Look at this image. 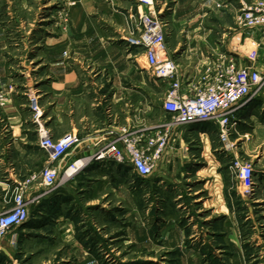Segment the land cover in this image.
<instances>
[{
	"label": "crops",
	"instance_id": "crops-1",
	"mask_svg": "<svg viewBox=\"0 0 264 264\" xmlns=\"http://www.w3.org/2000/svg\"><path fill=\"white\" fill-rule=\"evenodd\" d=\"M75 1L66 27L42 39L38 65L44 66V76L49 80L35 85L43 109L41 120L50 136L75 132L83 139L80 149L65 158L64 166L92 154L97 149L93 142L105 131L134 127V109L148 114L149 107L148 83L142 80L137 62L143 55L124 40L128 15L146 11V7L135 0ZM166 1L153 0L152 10L161 12ZM170 1L167 21L171 29L166 30V45L186 87L199 84V73L221 54H233L240 66L253 62L264 68V38L260 33L234 25L231 32H217L213 40V26L204 22L211 18L208 12L214 0ZM2 42L0 37V90L5 91V104L0 108V212L14 184L47 162L23 98L17 90L8 88L13 82L3 71ZM87 68L94 71L92 75L84 73ZM133 76L140 78L137 90L131 85ZM168 87L167 83L163 97ZM234 116L231 140L236 146L230 152L221 148L212 123L174 127L154 172L143 179L147 190L142 189L135 207L132 191L126 185L119 189L116 186L117 182L128 181L131 174H123L125 166L112 161L84 162L75 174L59 176L50 192L42 185H32L24 195L26 200H33L28 218L12 229L20 237L18 244L12 245L5 236L0 242L1 254L10 257L17 248L20 252L24 246L42 245L49 248L51 260L60 256L63 262L94 263V255L83 247L92 238L97 245H112L109 254L119 252L120 246L131 245L149 253L144 259L160 255L169 262L207 264L195 247L198 245L205 246L211 255L227 253L232 264H243L240 222L233 215L236 209L228 206L224 189L214 196L208 184L215 173L224 184L228 164L235 155L249 158L254 165L253 175L259 172L258 181L264 183V156L256 152L258 142L264 141V93ZM161 124L156 119L141 129ZM257 163L259 168L255 167ZM186 182L188 188L183 185ZM234 182L240 193L239 184ZM153 186L156 190L150 196L148 189ZM257 186L259 183L254 188ZM181 201L188 204L178 207ZM118 203H124L123 207ZM118 207L124 211L118 212ZM85 214L91 220L88 229L82 225ZM123 218L125 225L119 223Z\"/></svg>",
	"mask_w": 264,
	"mask_h": 264
},
{
	"label": "built area",
	"instance_id": "built-area-1",
	"mask_svg": "<svg viewBox=\"0 0 264 264\" xmlns=\"http://www.w3.org/2000/svg\"><path fill=\"white\" fill-rule=\"evenodd\" d=\"M64 2L67 10L76 1ZM135 2L145 6L146 11L128 15V33L124 40L128 47L141 51L146 67L157 79L168 83L160 109L169 116V122L157 128L138 130L123 126L117 131L107 130L96 137L93 143L97 149L92 154L64 166L65 158L80 149L83 139L75 132L51 137L37 120L39 109L32 98L34 120L38 124V145L46 152L47 162L39 171L17 181L12 187L11 196L0 212V242L28 218L29 203L33 200H26L24 195L32 185H42L50 192L60 172L62 176H71L84 162L112 161L130 167L131 173L146 179L154 172L174 127L203 123L214 124L225 152L236 146L231 140L236 125L235 112L264 93V68L260 69L253 62L240 66L233 54H221L199 73V84L186 87L179 77L177 64L168 55L165 23L157 15L159 13L152 10L153 0ZM233 19L235 27L258 32L264 38V0L241 3ZM3 100L4 95L0 93V106L4 104ZM228 171L239 184L241 196L250 197L255 187L252 164L235 155L228 164ZM16 241L17 235L11 233L10 243Z\"/></svg>",
	"mask_w": 264,
	"mask_h": 264
},
{
	"label": "rangeland",
	"instance_id": "rangeland-1",
	"mask_svg": "<svg viewBox=\"0 0 264 264\" xmlns=\"http://www.w3.org/2000/svg\"><path fill=\"white\" fill-rule=\"evenodd\" d=\"M250 1L251 0H214L212 2V11L208 12L211 18L204 23L213 26V40H215L217 32H219V34L224 32L225 34L226 31H232L235 13L241 7V3H248ZM64 6V0H0V37H2V43L4 45L1 57H3L2 66H4V64L6 65L3 71L8 77V81L13 82V84H9L8 88L12 91L17 90L21 95L23 98L21 100L25 102L24 107L29 111L31 120L36 128L38 124L36 120H34L35 111L33 110L34 105L31 99L35 98L36 106L39 109L37 120L40 121L43 126L41 120L43 109L37 96L35 85H38L39 81L49 80V78L44 76V66L42 64L38 65L41 62L42 39L46 35L56 34L58 30H62L66 27L71 7L66 10ZM170 6L171 1L167 0L163 10L157 14L164 21L166 30L169 28L171 29L170 23L168 24ZM222 34L223 33H221V35ZM173 39V37L169 39L170 43H172ZM220 40L221 39H218L216 41L220 42ZM137 54L142 55L141 51H137ZM137 62L142 69V80L148 83L147 102L149 107L148 114H146L147 111L142 113L139 109H134V128L141 129L146 125L148 126V123L156 119H159L162 123L169 122V116L160 111L163 92L167 87V82L160 81L154 76L153 71L146 67L144 57H138ZM86 72L90 76L94 71L91 72L89 68H87L84 73ZM84 77H86L85 74ZM131 85L134 90H137V86L140 85V78L133 76ZM0 93L5 97V91L0 90ZM4 104L0 106V108L3 107ZM135 107L136 104H134V108ZM256 152L264 156L263 140L258 142ZM239 157L253 165V162L249 158L240 155ZM228 160L229 157L225 159V162ZM255 167L259 168V163H257ZM61 173L62 172L59 173L58 177L62 175ZM129 173L131 174V178L125 181V183L117 182L116 186L119 189L126 185L127 189L132 191L134 196L133 205L135 207V205L138 204L136 203V199L138 200L142 189L147 190V182L139 180L135 178V176L133 177V173ZM129 173L127 172L126 174L130 175ZM259 174L258 172L257 175H253V180L255 185L259 183L260 186L259 188L257 186V193V188H254V192L250 197H241L239 187L232 179V175L230 173L228 174V172L224 175V184L221 183L220 175L217 173L214 174L212 182L208 184V186H211L214 196L224 189V192L226 191L227 193L228 206L236 209L235 211L237 213L233 215L236 216L237 219L239 218L238 221L240 222L241 232L238 239L241 245L243 264H264V183L258 181ZM183 185L188 188L187 182L186 184L183 183ZM148 190L150 192L149 195L152 196L156 189L153 186ZM215 201L216 197L214 198V205L216 204ZM184 203L186 205L188 204L184 201H181L179 204H172H176L178 207H185ZM123 204L124 203H118V206L122 205L123 207ZM160 204H162V202H160ZM117 211L123 212L124 208L118 207ZM82 221H86L82 224L87 227L86 229L91 227V220L88 215L85 214ZM119 223L125 225L126 219H120ZM11 233L17 235L15 230H12ZM11 233L6 235L8 236L9 242ZM19 238L17 235V241L12 245L16 246ZM89 241L92 244L85 243L83 247L86 251L94 255L96 261L94 263L85 262L84 264H181L179 260L172 262L164 261L161 259L162 256L160 255L153 256L155 258L144 259L143 257H147L149 253L146 250L139 249V247L132 248L131 245L127 247L120 246L118 247L119 252L115 253V251H112V253L109 254L108 250L113 248L112 245L110 246L108 243H99L97 245L92 238H89ZM195 247L199 249L198 253L203 258V262L207 264H232L228 261L227 253L218 251L217 255H211V252H206L204 250L206 248L205 246L197 245ZM48 249V247L42 245L24 246L21 247L20 252L19 248H17V252L10 257L3 256L0 252V264H75L72 261H61L59 259L60 256H56L51 260Z\"/></svg>",
	"mask_w": 264,
	"mask_h": 264
},
{
	"label": "trees",
	"instance_id": "trees-1",
	"mask_svg": "<svg viewBox=\"0 0 264 264\" xmlns=\"http://www.w3.org/2000/svg\"><path fill=\"white\" fill-rule=\"evenodd\" d=\"M121 166V165H120ZM125 168V170L123 171V174H126L127 172L129 173V172H131L130 171V167H127V166H125L124 167ZM135 176V178H137V179H139V180H142L143 181V179L142 178H140V177H138V176H136L135 174H133V177Z\"/></svg>",
	"mask_w": 264,
	"mask_h": 264
}]
</instances>
